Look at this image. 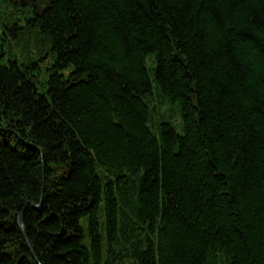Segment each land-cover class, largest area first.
Segmentation results:
<instances>
[{
    "label": "trees",
    "instance_id": "obj_1",
    "mask_svg": "<svg viewBox=\"0 0 264 264\" xmlns=\"http://www.w3.org/2000/svg\"><path fill=\"white\" fill-rule=\"evenodd\" d=\"M37 260L264 264V0H0V264Z\"/></svg>",
    "mask_w": 264,
    "mask_h": 264
},
{
    "label": "water",
    "instance_id": "obj_2",
    "mask_svg": "<svg viewBox=\"0 0 264 264\" xmlns=\"http://www.w3.org/2000/svg\"><path fill=\"white\" fill-rule=\"evenodd\" d=\"M44 194V190H43V192H42V195ZM23 225H24V216H23V213H20L19 214V226L21 227V229H22V231H23V233H24V235H25V238L28 240V238H27V236H26V233H25V231H24V227H23ZM35 258H36V256H35ZM38 261V260H37ZM38 263H40L39 261H38Z\"/></svg>",
    "mask_w": 264,
    "mask_h": 264
},
{
    "label": "rangeland",
    "instance_id": "obj_3",
    "mask_svg": "<svg viewBox=\"0 0 264 264\" xmlns=\"http://www.w3.org/2000/svg\"><path fill=\"white\" fill-rule=\"evenodd\" d=\"M127 264H128V262H127Z\"/></svg>",
    "mask_w": 264,
    "mask_h": 264
}]
</instances>
